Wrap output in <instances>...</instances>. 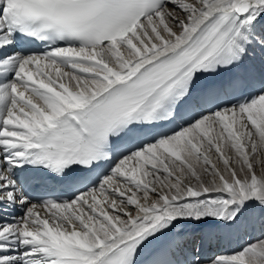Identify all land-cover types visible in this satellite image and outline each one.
<instances>
[{"label": "snow or ice", "instance_id": "6c2138e0", "mask_svg": "<svg viewBox=\"0 0 264 264\" xmlns=\"http://www.w3.org/2000/svg\"><path fill=\"white\" fill-rule=\"evenodd\" d=\"M0 264H264V0H0Z\"/></svg>", "mask_w": 264, "mask_h": 264}, {"label": "bare ground", "instance_id": "6f19581e", "mask_svg": "<svg viewBox=\"0 0 264 264\" xmlns=\"http://www.w3.org/2000/svg\"><path fill=\"white\" fill-rule=\"evenodd\" d=\"M38 212L43 216V209L38 208ZM261 236V231L259 228L251 230L247 235L233 236L230 240L225 241L221 247L213 249V252H219L221 254H228L237 248V245H241L247 240H254Z\"/></svg>", "mask_w": 264, "mask_h": 264}, {"label": "rangeland", "instance_id": "374dc122", "mask_svg": "<svg viewBox=\"0 0 264 264\" xmlns=\"http://www.w3.org/2000/svg\"><path fill=\"white\" fill-rule=\"evenodd\" d=\"M247 235V234H246ZM245 243V242H244Z\"/></svg>", "mask_w": 264, "mask_h": 264}]
</instances>
